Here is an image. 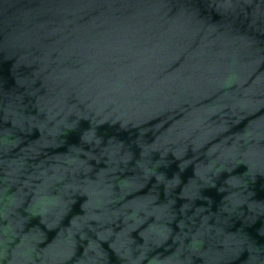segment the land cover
I'll return each instance as SVG.
<instances>
[{"label":"water","instance_id":"1","mask_svg":"<svg viewBox=\"0 0 264 264\" xmlns=\"http://www.w3.org/2000/svg\"><path fill=\"white\" fill-rule=\"evenodd\" d=\"M0 264H264V0H0Z\"/></svg>","mask_w":264,"mask_h":264}]
</instances>
